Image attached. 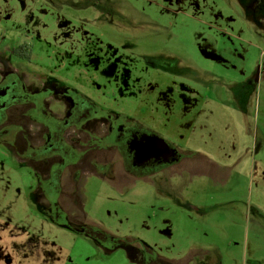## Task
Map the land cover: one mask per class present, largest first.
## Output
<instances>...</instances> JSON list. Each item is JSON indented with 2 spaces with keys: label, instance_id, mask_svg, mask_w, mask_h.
I'll return each mask as SVG.
<instances>
[{
  "label": "rangeland",
  "instance_id": "1",
  "mask_svg": "<svg viewBox=\"0 0 264 264\" xmlns=\"http://www.w3.org/2000/svg\"><path fill=\"white\" fill-rule=\"evenodd\" d=\"M23 44L37 62L27 71H55L185 157L137 177L116 153L91 152L63 173V210L51 217L36 172L50 177L59 160L35 171L18 156L42 134L16 109L11 125L25 131L14 153L0 144L11 264H133V246L165 264H264V0H0V53ZM118 57L134 87L107 69ZM92 160L118 166L108 176Z\"/></svg>",
  "mask_w": 264,
  "mask_h": 264
},
{
  "label": "flooded vegetation",
  "instance_id": "2",
  "mask_svg": "<svg viewBox=\"0 0 264 264\" xmlns=\"http://www.w3.org/2000/svg\"><path fill=\"white\" fill-rule=\"evenodd\" d=\"M11 53L9 58L0 53V64L2 61L5 63L4 72L0 73V144L14 153L11 146L17 140L18 134L25 130L23 126L18 128L11 125L10 119L16 109H25L23 116L28 131L36 128L42 135L37 136V144L29 142L18 156L27 163L30 162L35 171L36 164L48 165L50 160H59L49 167L50 177L36 172L37 194L40 196L38 203L50 211L51 217L59 216L63 208V173L68 167L79 166L91 152L110 155L116 153L121 158L122 165L136 173L159 172L182 162L185 156L154 130L113 111L104 110L92 96L66 83L55 71V75L49 74L43 67L27 71L23 65L37 66L36 60L32 58L33 50L27 44L15 47ZM121 60L119 57L115 58L107 69L115 64V72H122L125 77L129 75L128 85L130 88L134 87L131 76L135 71ZM15 62L21 63L20 67H15ZM54 101L63 103L62 113L52 109ZM163 139L171 149H176L175 156L167 155L163 149ZM117 166L112 161H91V168H96L108 176L115 172ZM41 199H45L47 203ZM133 248L138 249L134 257L129 252ZM3 251L4 248H0V264L10 263L11 259L4 256ZM127 252L133 264H165L157 260L158 256H154L146 247L133 246Z\"/></svg>",
  "mask_w": 264,
  "mask_h": 264
},
{
  "label": "water",
  "instance_id": "3",
  "mask_svg": "<svg viewBox=\"0 0 264 264\" xmlns=\"http://www.w3.org/2000/svg\"><path fill=\"white\" fill-rule=\"evenodd\" d=\"M163 142L165 143V140L163 139ZM163 149L166 150V153L168 156H175L176 155V149H171L168 144L165 143Z\"/></svg>",
  "mask_w": 264,
  "mask_h": 264
},
{
  "label": "trees",
  "instance_id": "4",
  "mask_svg": "<svg viewBox=\"0 0 264 264\" xmlns=\"http://www.w3.org/2000/svg\"><path fill=\"white\" fill-rule=\"evenodd\" d=\"M129 172L131 173V174H133L134 176H137V177H139L140 176V174L141 175H143V174H148V173H136V172H132L131 170H129ZM151 173H153V172H151ZM140 177H143V176H140ZM72 230H75L74 228H72ZM102 234H104V232H102ZM96 236V235H95ZM97 237V236H96ZM143 247V246H142Z\"/></svg>",
  "mask_w": 264,
  "mask_h": 264
},
{
  "label": "crops",
  "instance_id": "5",
  "mask_svg": "<svg viewBox=\"0 0 264 264\" xmlns=\"http://www.w3.org/2000/svg\"><path fill=\"white\" fill-rule=\"evenodd\" d=\"M11 260H10V263L9 264H11L12 263V258H10Z\"/></svg>",
  "mask_w": 264,
  "mask_h": 264
}]
</instances>
